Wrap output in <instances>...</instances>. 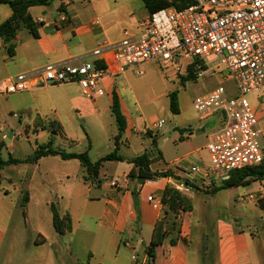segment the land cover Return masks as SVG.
<instances>
[{
    "label": "crops",
    "instance_id": "1",
    "mask_svg": "<svg viewBox=\"0 0 264 264\" xmlns=\"http://www.w3.org/2000/svg\"><path fill=\"white\" fill-rule=\"evenodd\" d=\"M68 6L69 3L66 2L63 11L58 7L57 12L52 15L45 10L48 5L28 8L37 22L38 35L34 37L27 32L26 36H21L18 30L11 41L14 44L13 56L7 54V43L0 39V51L5 50V53L0 54V79L41 69L47 63L76 61L98 45L115 42L122 37H115L113 32H108L98 19L99 15L112 14L116 5L111 7L114 10H97L96 15L93 13L86 21H82L78 13H71L72 9ZM139 33L136 31L131 34ZM111 77L113 76H106L100 80L103 93L109 91L110 105L111 93L115 90V81ZM50 86L52 85L44 84L26 90L27 95L23 96L22 101L29 97L35 104V92ZM116 93L126 119V128L120 136L117 149V154L123 160L112 162L123 167L121 175L124 183L115 182V185H111L109 182L103 189L98 175L93 182L85 179V168L74 158L62 159L59 155H47L34 163H25L34 166L33 172L27 175L26 186L20 179L19 184L13 188L14 192L21 193L23 190L27 194L24 206L20 204L24 221L11 222L16 205L14 202L11 204L10 199L5 200L10 196L11 190L2 187L0 183V264H133V255L142 264L145 262V248L160 215V194L166 185H173L175 181L171 176L140 181L128 175L134 166L127 160L142 154L145 149L137 146V149H132V154L123 155L118 153L121 145L127 149L135 148L137 138H132L131 135L143 137L151 132L145 134L143 120L137 124L133 122L124 111L119 92ZM56 122L57 128L63 131L62 123ZM5 140L6 145L11 142V137L8 141ZM160 157L161 154L158 155ZM153 160L155 159L149 165L152 171L168 169L153 167ZM53 168L59 170V173L56 174ZM101 168L103 164L98 174ZM3 169L0 170V180L3 179ZM173 171L176 175H181L179 171ZM8 180L11 181V178ZM134 191L135 197L132 195ZM57 194L60 202L56 200ZM63 194H66L67 201L62 206ZM148 195L159 201V205L154 206L153 201H148ZM186 196L189 197V193ZM235 200L240 203L253 201L245 197L238 200L237 195ZM51 204L55 205L59 217L69 216L68 231L60 233L54 228ZM253 207L260 209L254 202ZM192 211H195L193 204L188 212ZM219 214L214 220H208L207 217H202L201 220L195 218L198 224L195 227L192 225L193 221L182 222L179 232L174 235H177L175 242L171 244L169 236L156 248L155 264H264V239L257 237L258 229L253 220L250 218L243 223L240 216H232L224 211Z\"/></svg>",
    "mask_w": 264,
    "mask_h": 264
},
{
    "label": "rangeland",
    "instance_id": "2",
    "mask_svg": "<svg viewBox=\"0 0 264 264\" xmlns=\"http://www.w3.org/2000/svg\"><path fill=\"white\" fill-rule=\"evenodd\" d=\"M66 2L69 3L68 8L72 9L71 13H78L82 21L88 20L93 13L96 15L97 10H114L111 7L116 5L117 8L112 14L98 16L101 24L107 28L108 32H113L115 37H121L124 30L130 34L140 32V23L148 16L141 0H52L45 10L51 15L55 14L60 4L64 6ZM10 13L8 4L0 3V23ZM18 32L19 35L26 36L29 31L21 27ZM1 52L5 53V50H1L0 54ZM87 58L91 59V56ZM143 67V75H136L132 68H128L123 73L111 77L115 81L114 89L119 92L124 111L134 123H141L143 120L145 126H150L152 121L162 120L163 124L159 128H145V134L151 132L150 135L140 137L138 134H132V138H137L135 148L127 149L121 145L118 153L130 155L134 152L132 149L141 146L151 159H155L152 163L153 167L168 168L172 171L179 168L187 172L194 165L200 171L196 174L202 178V181L197 179L190 181L194 186L189 191L177 189L173 184L174 188L181 192L180 194L186 196L189 193L185 203L181 204L186 206L193 204L195 211L188 212L184 205L160 203V215L156 222L161 223L165 228L164 232L175 235L184 221L188 223L193 221L192 225L195 227V225L198 226L195 218L201 220L202 217H207L208 220H214L220 215V211H224L232 216L242 217L243 223L251 218L258 229L257 237L263 240L264 210L253 207V202L256 203L258 200L264 202V178L255 180L249 185L219 189L216 193H212L222 181L210 170L205 144L208 141V134L217 128V125L215 120L200 119L192 107L194 97L208 92L218 84H222L230 94L233 93V82L226 78L224 67L204 66V76L200 78L189 76L190 69L184 75L175 74L171 68H164L159 62H149ZM183 77L184 80L181 81ZM46 85L52 86L35 92V104L29 97L22 101L23 96L27 95L26 91H23L25 93L0 94V126L2 127L0 142L4 144V140L11 137V142L4 144L0 156L3 159L9 155L14 158L27 157L32 154L37 145L47 140L52 141L53 148L62 151H87L92 162L111 152L114 148L117 128L110 110L109 91H104L100 97L89 99L81 93L78 85L73 83ZM171 91L177 92L178 113H173L169 108L168 93ZM255 96L256 93L246 95L251 104L260 109ZM68 98L74 100L68 101ZM56 121L62 123L63 131L57 127H51L52 122L57 123ZM36 125L37 128H35ZM259 125L264 135V118ZM9 131L13 132V136H8ZM158 152L161 154L160 158H158ZM102 164L103 168L100 169L98 180L103 189L111 181L124 183V177L121 175L123 167L116 165L117 163L112 160L104 161ZM25 167L27 169H24ZM32 167L34 168L33 165L20 163L2 170L1 186L11 190L10 196L5 200L10 199L11 204L14 202L16 205L11 222L24 221L20 208L24 191L17 193L13 191V188L19 184L20 179L26 186L27 175L33 170ZM53 169L56 174L59 173V170ZM176 176L181 180L184 179L179 175ZM8 178H11V181ZM247 194H252L253 201L240 203L235 200L236 195ZM65 195L61 201L62 206L67 201ZM56 196V200L60 202L59 195Z\"/></svg>",
    "mask_w": 264,
    "mask_h": 264
},
{
    "label": "built area",
    "instance_id": "3",
    "mask_svg": "<svg viewBox=\"0 0 264 264\" xmlns=\"http://www.w3.org/2000/svg\"><path fill=\"white\" fill-rule=\"evenodd\" d=\"M140 26L138 35L124 30L119 40L102 43L76 61L47 63L41 69L0 79V94L48 83H73L93 99L103 94V77L128 68L143 75V66L149 62H159L180 75L190 69L195 78L204 76V66H223L226 78L233 82V93L218 84L192 100L200 119L216 121L217 128L205 144L210 170L223 181L234 170L264 163V135L259 125L264 118V0H191L183 7L148 13ZM248 93H256L260 109L251 104ZM162 124L154 120L145 128ZM175 170L189 181L202 180L196 174L200 172L197 166L187 172ZM184 179L174 186L189 190ZM244 197L253 198L252 194L237 195L238 200ZM147 200L159 205L151 195ZM133 264L142 262L133 255Z\"/></svg>",
    "mask_w": 264,
    "mask_h": 264
},
{
    "label": "trees",
    "instance_id": "4",
    "mask_svg": "<svg viewBox=\"0 0 264 264\" xmlns=\"http://www.w3.org/2000/svg\"><path fill=\"white\" fill-rule=\"evenodd\" d=\"M52 0H0V3L8 4L11 9V14L0 23V39L3 40L4 43H7L6 50L9 56H13L14 54V44L11 42L15 36L17 31L21 27H25L28 29L30 34L34 37H37V22L34 21L30 13L28 12V8L31 6L38 5H49ZM144 4L148 13H152L157 9L165 8V7H183L191 3V0H141ZM60 10L63 11V5L60 4ZM191 73V70H190ZM189 76H193L190 74ZM184 80L181 79V81ZM169 98V108L173 113H178V98L177 92L171 91L168 93ZM111 113L114 117L117 133L114 137V148L111 152L99 157L94 162L90 161L88 157L87 151L82 152H64L52 147V142L49 140L46 143L37 145L31 155L25 158H14L9 155L6 159H3L0 156V170L5 166L10 164H18V163H34L39 158L47 155H59L62 159H77L80 164L85 168L86 176L85 179H89L90 181H95L97 179L99 168L102 166L104 161L111 160H123V158L117 154L118 142L120 136L124 129L126 128V119L121 112L120 109V100L119 96L115 90H112L111 93V105H110ZM51 127H57L55 122H52ZM154 142V141H153ZM3 143L0 142V150L3 147ZM160 156V153L158 152ZM129 163H132L134 169L132 168L128 175L136 177L140 181L155 179L157 177H167L171 176L175 181L181 180L174 174V171L166 169L160 171H152L149 167L152 159L148 156L146 152H143L140 155L134 156L127 160ZM1 177V175H0ZM264 178V163L255 166L245 167L239 170H234L230 173L228 179L223 180L221 185L218 188H215L212 193H216L219 189L237 187L240 185H249L255 180ZM184 181L190 186L194 185L187 179ZM178 190L174 188L172 184H168L162 190L159 201L162 204L166 202L170 205H182L181 203H185L186 196L184 194H180ZM132 195L135 197L136 192H132ZM27 201V194L23 193L21 198L22 207ZM184 205V204H183ZM182 205V206H183ZM191 205V204H190ZM256 205L264 210V202L258 200ZM186 206V205H184ZM52 211V223L56 231L62 233L64 231H68L70 229V218L68 215H64L59 217L55 205H50ZM187 210H190L191 206H186ZM165 228L162 227L160 222H156L152 236L148 245L145 248V263L144 264H155V251L158 246L162 244V241L166 237H170V243L173 244L175 242L176 236L172 234H167L164 232ZM179 229L177 230V233ZM167 235H166V234ZM176 233V234H177Z\"/></svg>",
    "mask_w": 264,
    "mask_h": 264
},
{
    "label": "water",
    "instance_id": "5",
    "mask_svg": "<svg viewBox=\"0 0 264 264\" xmlns=\"http://www.w3.org/2000/svg\"><path fill=\"white\" fill-rule=\"evenodd\" d=\"M52 133H54V132H52ZM10 135H12V131H9V132H8V136H10ZM6 140L8 141L9 138H6Z\"/></svg>",
    "mask_w": 264,
    "mask_h": 264
}]
</instances>
